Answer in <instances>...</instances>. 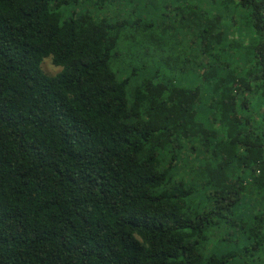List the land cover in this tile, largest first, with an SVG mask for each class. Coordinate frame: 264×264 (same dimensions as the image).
<instances>
[{
    "label": "trees",
    "instance_id": "trees-1",
    "mask_svg": "<svg viewBox=\"0 0 264 264\" xmlns=\"http://www.w3.org/2000/svg\"><path fill=\"white\" fill-rule=\"evenodd\" d=\"M0 264H264V0H0Z\"/></svg>",
    "mask_w": 264,
    "mask_h": 264
},
{
    "label": "rangeland",
    "instance_id": "rangeland-1",
    "mask_svg": "<svg viewBox=\"0 0 264 264\" xmlns=\"http://www.w3.org/2000/svg\"><path fill=\"white\" fill-rule=\"evenodd\" d=\"M149 15H151V12L149 13ZM106 16L111 17L112 14L111 15L107 14ZM121 49L124 50L122 44H121L120 50ZM123 65H124L123 67L127 69V67L125 66L124 62H123ZM41 69L48 76H55V75H57L60 72V68L55 67L52 64V61H51L50 58H47V59L43 60V62L41 64ZM111 69L113 71L117 72V74H119V75L122 74L121 71L123 70V68L121 67L120 63H116V64L115 63H112L111 64ZM126 69L124 70L125 73H123L124 74L123 77H126L127 75H129L131 73V70L130 69H128V70H126ZM139 82H140V79H138V78H132L131 79V82H130V85H129L130 88L138 85Z\"/></svg>",
    "mask_w": 264,
    "mask_h": 264
}]
</instances>
